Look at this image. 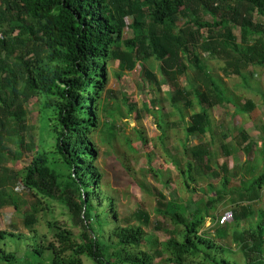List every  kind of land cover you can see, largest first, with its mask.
<instances>
[{
	"label": "trees",
	"instance_id": "obj_1",
	"mask_svg": "<svg viewBox=\"0 0 264 264\" xmlns=\"http://www.w3.org/2000/svg\"><path fill=\"white\" fill-rule=\"evenodd\" d=\"M260 19L264 23V0H0V210L20 209L15 192L20 185L33 197L64 206L78 229L75 235L71 228L50 222L54 240L32 249L31 254L41 257L35 264H84L83 257L92 264H158L157 257L166 264H264V211L257 212L254 224L232 232L242 263L204 233L205 218L213 219L221 203L230 206L236 225L251 216L252 205L261 198L264 169L235 186L220 175L209 196L187 203L159 194L155 212L173 226L170 237L161 242L146 237L148 212L135 210L131 216L137 223H129L119 216L112 198L103 195L91 138L96 131L112 130L116 108L101 99L108 59L127 69L139 60H157L172 87V113L179 123L188 116L185 137L210 132L208 108L227 100L203 59L221 61L227 76H240L247 84L243 69L264 68ZM254 26L258 35L249 39ZM125 28L131 31L128 37H123ZM180 75L190 78L186 86L180 84ZM190 96L199 110L187 114ZM34 97L37 144L23 136L28 128L26 103ZM143 107L145 115L151 114L147 103ZM254 107L247 99L238 109L249 113ZM158 126L164 138L167 123L160 118ZM184 149L187 180L204 176L211 166L209 143ZM220 149L230 152L225 143ZM26 152L32 157L21 166ZM222 169L226 172V165ZM28 209L23 217L27 227L36 222L38 212L35 205ZM8 234L0 228V242ZM13 259V253L0 249V264H12Z\"/></svg>",
	"mask_w": 264,
	"mask_h": 264
},
{
	"label": "rangeland",
	"instance_id": "obj_2",
	"mask_svg": "<svg viewBox=\"0 0 264 264\" xmlns=\"http://www.w3.org/2000/svg\"><path fill=\"white\" fill-rule=\"evenodd\" d=\"M259 21L264 25L261 19ZM126 22L131 23V18L127 17ZM258 30L257 26L252 27L248 33L249 39L255 38ZM233 33L239 37L238 28H234ZM130 34V29L125 28L123 37ZM203 62L219 82L227 101L208 108L210 132L187 138L184 126L188 116L179 123L177 113H172L169 100V95L173 94L172 87L163 79L157 60L152 57L145 61L139 60L133 69L122 67L116 59L106 61L107 77L101 99L108 100L110 107L116 109L110 123L112 130H99L91 136L96 148L94 165L101 175L100 189L103 195L112 198L119 216L129 223H137L131 216L135 210L148 212L150 224L145 227L146 237L161 242L170 237L169 231L173 226L155 212L159 194L166 200L187 203L189 199L209 196L218 186L220 175L228 176L229 186H235L239 179L250 180L252 175L264 169V68L250 66L243 69V76L247 80L245 84L240 76H227L221 61L205 56ZM189 79L188 76L180 75L179 82L186 86ZM247 99L253 100L255 107L249 113H242L238 107ZM191 100L192 106L185 111L187 114L199 110L195 100ZM146 103L153 114L145 115L143 106ZM26 107L28 128L23 132L24 140L37 144L36 98L28 101ZM159 112L161 117L156 116ZM160 118L167 123L164 138L158 126ZM201 142L209 143L211 166L204 176H196L194 181H190L183 174L189 159L184 148ZM221 143L228 145L229 154L221 151ZM31 157L32 153H24L19 160L20 165L26 166ZM174 159L178 160L177 166L172 161ZM222 165H226V172ZM240 166H244V169L238 171ZM15 192L20 209L9 206L0 210V228L9 233L0 242V249L15 255L12 264H35L40 260V256L30 252L35 246H46L54 240V227L50 222L69 227L77 235L78 229L71 225L64 206L33 197L20 185L15 187ZM32 205L38 208L36 222L27 227L23 217ZM252 208L251 216L238 225L232 221L227 203L218 205L213 211V219L205 218L204 233L227 248L230 258L238 263L243 262V257L232 240V232L254 224L257 212L264 211V187L261 189V198ZM43 253L45 258L49 255L46 249ZM155 260L158 264H166L160 263L158 257ZM83 261L84 264H92L85 257Z\"/></svg>",
	"mask_w": 264,
	"mask_h": 264
}]
</instances>
